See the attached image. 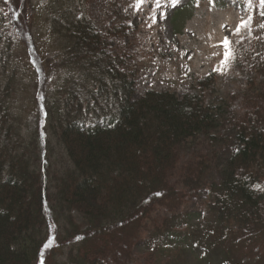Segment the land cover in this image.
Here are the masks:
<instances>
[{
	"label": "trees",
	"instance_id": "16d2710c",
	"mask_svg": "<svg viewBox=\"0 0 264 264\" xmlns=\"http://www.w3.org/2000/svg\"><path fill=\"white\" fill-rule=\"evenodd\" d=\"M14 1L0 8V264H39L41 253L61 255L60 264H116L154 212L200 189L203 223L153 222L143 264H184L187 240L224 250L237 233L264 234V87L246 90L242 117L200 93L132 100L127 52L107 51L126 26L100 32L74 15L75 0H49L56 49L43 55L31 0Z\"/></svg>",
	"mask_w": 264,
	"mask_h": 264
},
{
	"label": "rangeland",
	"instance_id": "374dc122",
	"mask_svg": "<svg viewBox=\"0 0 264 264\" xmlns=\"http://www.w3.org/2000/svg\"><path fill=\"white\" fill-rule=\"evenodd\" d=\"M5 2L6 0H0V8ZM48 2L49 0H31L34 7L31 37L39 45L34 46L35 50L43 55L44 52L54 54L56 49L49 32L48 18L51 11ZM161 3L164 7L156 8L154 0H145L139 10H136L129 7L134 4V0H75L74 15L92 20L103 33L114 25L122 24L127 27L126 36L107 40V51L119 54L127 52V67L134 75L132 100L139 99L147 91L168 92L178 98L200 93L206 103L211 99L223 101L229 112L228 118L231 115L242 117L247 112L244 104L246 90L249 87H264V29L259 27L264 24V17L260 15L264 9L260 8L259 0H253L251 8L247 7L245 0H235V3L231 0H216L214 7L209 4V0H200L199 7L195 6V0H181L182 6L177 9H170L165 0H161ZM161 12L167 13V18L162 17ZM249 17L251 31L242 29L239 36L231 35L235 26ZM7 32L14 40L18 38L13 29ZM225 36H229L233 42L236 59L229 61L221 73L213 71L220 66L221 59V56L213 53H222L223 49L216 45ZM18 55L14 54L16 62ZM27 76L29 74H23L26 81ZM209 78L211 80L208 87L200 89V82ZM49 88L48 86L45 91ZM230 148L231 146L229 150ZM188 155L181 162L188 159ZM177 177L174 176L170 183L181 190ZM206 198L207 194L200 189L186 193L172 205L159 208L150 217L148 226L144 224L136 238L129 240V254H120V261L117 263L143 264L142 254L147 251L146 236L149 226L156 220L159 223L162 218L170 219L171 216L181 215L182 221L187 217L192 220V225L202 224V204ZM231 240H235L233 246L228 242L224 250L216 246L209 248L208 243L206 248L195 245L193 240L182 242L181 247L178 246L182 250L179 253L180 263L264 264V234L250 240L237 233ZM177 245L175 244V248L179 249ZM232 252L234 256L229 261L226 257L232 256ZM60 256L53 261L44 260V264H54L55 261L60 264Z\"/></svg>",
	"mask_w": 264,
	"mask_h": 264
},
{
	"label": "snow or ice",
	"instance_id": "6c2138e0",
	"mask_svg": "<svg viewBox=\"0 0 264 264\" xmlns=\"http://www.w3.org/2000/svg\"><path fill=\"white\" fill-rule=\"evenodd\" d=\"M167 5L169 6L170 9H177L178 6H182L181 0H165ZM232 3H235V0H231ZM247 7L251 8L253 7V0H245ZM145 3V0H134V4H130L129 7H134L136 10H139L140 6ZM156 8H163L164 5L161 3V0H154ZM216 0H209V4L212 5L213 7L215 6ZM200 0H195V6L199 7ZM259 6L260 8L264 9V0H259ZM260 15L264 17V11L260 12ZM161 16L164 18H167V13L161 12ZM250 20L249 19L245 20L242 19L238 25L235 26L234 31L231 32V35H237L239 36L240 32L242 29H247L248 31H251L250 27ZM259 27L261 29H264V24H260ZM243 40V37H241V42ZM233 42L229 39V36H225L217 45L216 47L222 48L223 51L222 53H213V55H219L221 56L220 59V66L218 68H214L213 71H220L223 73V70L225 66L229 63V61H234L236 59L234 50L232 48ZM191 58V57H189ZM191 71V69H189ZM156 195H162L161 193H156ZM82 237H77V239H81ZM50 247L48 243L44 245V248L47 249ZM206 255V253H205ZM39 264H44V259H43V253H41V258L39 260Z\"/></svg>",
	"mask_w": 264,
	"mask_h": 264
}]
</instances>
